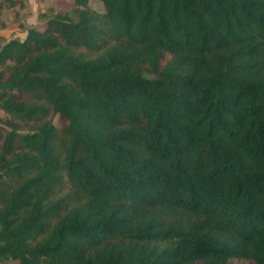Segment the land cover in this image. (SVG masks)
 Returning a JSON list of instances; mask_svg holds the SVG:
<instances>
[{
  "label": "trees",
  "instance_id": "obj_1",
  "mask_svg": "<svg viewBox=\"0 0 264 264\" xmlns=\"http://www.w3.org/2000/svg\"><path fill=\"white\" fill-rule=\"evenodd\" d=\"M89 1L0 43V262L264 264V0Z\"/></svg>",
  "mask_w": 264,
  "mask_h": 264
},
{
  "label": "rangeland",
  "instance_id": "obj_2",
  "mask_svg": "<svg viewBox=\"0 0 264 264\" xmlns=\"http://www.w3.org/2000/svg\"><path fill=\"white\" fill-rule=\"evenodd\" d=\"M14 4L3 3L0 0V43L14 38L24 40L26 30L35 28L43 31L46 27L44 16L50 15V12H68L72 9L74 0H14ZM89 5L98 12H104L103 4L98 0H90ZM11 120V117L0 109V122ZM55 125L60 126L59 117H54ZM30 126H24L26 131ZM0 264H18L13 260L0 262Z\"/></svg>",
  "mask_w": 264,
  "mask_h": 264
}]
</instances>
